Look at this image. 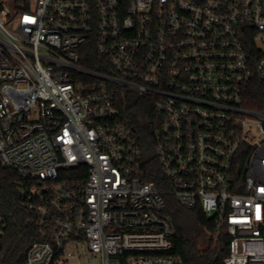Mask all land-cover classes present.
Instances as JSON below:
<instances>
[{"label": "built area", "instance_id": "built-area-1", "mask_svg": "<svg viewBox=\"0 0 264 264\" xmlns=\"http://www.w3.org/2000/svg\"><path fill=\"white\" fill-rule=\"evenodd\" d=\"M256 80L264 0H0V164L35 218L26 264H185L167 195L227 232L225 264H264ZM9 231L0 213V253Z\"/></svg>", "mask_w": 264, "mask_h": 264}, {"label": "trees", "instance_id": "trees-1", "mask_svg": "<svg viewBox=\"0 0 264 264\" xmlns=\"http://www.w3.org/2000/svg\"><path fill=\"white\" fill-rule=\"evenodd\" d=\"M249 106L264 110V82L254 81L249 86ZM137 109L148 124L150 114L143 109L140 101L130 103ZM144 124L141 128L144 155L148 163L149 177L158 185H163V175L159 164L153 158L154 143L152 136L146 132ZM20 178L12 169L0 164V213L10 220V231L5 250L0 253V264H26V251L37 238L36 223L33 214L25 209L18 186ZM165 212L175 224L172 237L175 254L180 255L185 264H225L224 258L229 251L230 237L221 231L215 239V223L199 209L189 210L181 206L173 195L166 196Z\"/></svg>", "mask_w": 264, "mask_h": 264}, {"label": "rangeland", "instance_id": "rangeland-1", "mask_svg": "<svg viewBox=\"0 0 264 264\" xmlns=\"http://www.w3.org/2000/svg\"><path fill=\"white\" fill-rule=\"evenodd\" d=\"M81 264H101V261L99 258L96 257H90V256H82L78 259Z\"/></svg>", "mask_w": 264, "mask_h": 264}, {"label": "water", "instance_id": "water-1", "mask_svg": "<svg viewBox=\"0 0 264 264\" xmlns=\"http://www.w3.org/2000/svg\"><path fill=\"white\" fill-rule=\"evenodd\" d=\"M138 119L141 121L143 118H142V116H139Z\"/></svg>", "mask_w": 264, "mask_h": 264}]
</instances>
